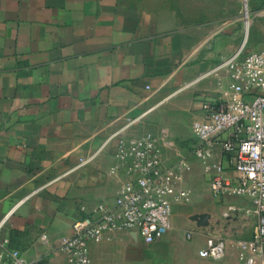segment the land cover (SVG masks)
<instances>
[{"label":"crops","instance_id":"obj_1","mask_svg":"<svg viewBox=\"0 0 264 264\" xmlns=\"http://www.w3.org/2000/svg\"><path fill=\"white\" fill-rule=\"evenodd\" d=\"M245 1L0 0V255L66 263L60 243L72 225L115 204L125 178L110 173L115 135L128 125L125 135H166L163 164L188 160L186 187L209 183L194 151L178 152L171 115L202 121L203 105L230 93L228 72L211 71L243 45L237 25L224 21L238 20ZM214 160L238 181L220 143ZM192 201L173 207L172 229L154 244L136 232L92 243V264H145V245L158 249L151 264H242L239 242L251 240L257 222L250 199L194 190ZM221 239L223 259L200 257Z\"/></svg>","mask_w":264,"mask_h":264},{"label":"built area","instance_id":"obj_2","mask_svg":"<svg viewBox=\"0 0 264 264\" xmlns=\"http://www.w3.org/2000/svg\"><path fill=\"white\" fill-rule=\"evenodd\" d=\"M218 67L217 71L226 70L230 76V93L217 104L203 105L204 119L193 125L199 142L194 155L210 177L214 195L247 197L252 202L257 222L251 240L239 242V261L264 264V50L240 51ZM130 126L115 135L118 163L110 173L123 171L125 176L115 204H99L72 225L71 235L60 243L65 264H92L91 244L102 242L112 232H136L146 244H154L172 229L173 207L193 200L192 190L185 186L186 175L192 170L190 162L184 158L165 167L162 149L166 135H125ZM219 143L240 174L236 182L226 177L222 163L214 160ZM88 162L81 159L79 166ZM226 248L221 239L199 255L218 261L224 258ZM0 263L29 264L18 250H5Z\"/></svg>","mask_w":264,"mask_h":264},{"label":"rangeland","instance_id":"obj_3","mask_svg":"<svg viewBox=\"0 0 264 264\" xmlns=\"http://www.w3.org/2000/svg\"><path fill=\"white\" fill-rule=\"evenodd\" d=\"M248 13L250 20V27L248 29L247 42L242 50L243 54H248L253 51L264 50V0H246L243 5V11L241 12L239 19L235 21H224L227 23H235L238 27L239 35L238 42L242 44L246 34V19L245 14ZM210 39V38H209ZM221 41V46L224 47L227 45L230 37L228 35L219 36L217 40ZM214 40H209V47L213 45ZM221 59L218 63H222ZM218 64V65H219ZM217 65V66H218ZM172 113V112H171ZM196 119H193L191 113L183 114H172L171 115V129L175 131L174 138L177 142L178 152L186 157L189 156L197 146V140L193 132V125ZM149 130L155 131L158 128V123H150ZM189 189L197 193H210L209 183L206 182L203 178L197 181L194 185H187ZM201 198V196L199 197ZM204 198V197H203ZM194 204L195 202L192 201ZM209 204L211 201H203L201 204ZM157 248H154V245H149L144 247L145 255V264H151L148 257L153 253L157 252Z\"/></svg>","mask_w":264,"mask_h":264},{"label":"bare ground","instance_id":"obj_4","mask_svg":"<svg viewBox=\"0 0 264 264\" xmlns=\"http://www.w3.org/2000/svg\"><path fill=\"white\" fill-rule=\"evenodd\" d=\"M245 19H246V35H245V38H244V42H243V45H242V47L240 48V50L239 51H237L236 53H239L240 51H242L243 50V48H244V46H245V44H246V42H247V37H248V29H249V27H250V20H249V16H248V13H246L245 14ZM235 53V54H236ZM219 69V67L217 66L214 70H212L211 71V73L213 72H216L217 70Z\"/></svg>","mask_w":264,"mask_h":264},{"label":"water","instance_id":"obj_5","mask_svg":"<svg viewBox=\"0 0 264 264\" xmlns=\"http://www.w3.org/2000/svg\"><path fill=\"white\" fill-rule=\"evenodd\" d=\"M209 219L208 215H203L200 220V225H205L207 224V220Z\"/></svg>","mask_w":264,"mask_h":264}]
</instances>
